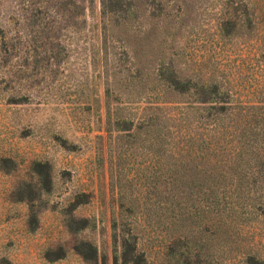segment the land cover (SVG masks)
I'll return each mask as SVG.
<instances>
[{
  "label": "rangeland",
  "instance_id": "374dc122",
  "mask_svg": "<svg viewBox=\"0 0 264 264\" xmlns=\"http://www.w3.org/2000/svg\"><path fill=\"white\" fill-rule=\"evenodd\" d=\"M212 99L264 111V0H0V264H264V163L181 151Z\"/></svg>",
  "mask_w": 264,
  "mask_h": 264
},
{
  "label": "trees",
  "instance_id": "16d2710c",
  "mask_svg": "<svg viewBox=\"0 0 264 264\" xmlns=\"http://www.w3.org/2000/svg\"><path fill=\"white\" fill-rule=\"evenodd\" d=\"M168 88L177 91L180 85L178 80H173L171 82H165ZM217 89V87H216ZM211 99V98H210ZM209 98L197 100L196 103L204 104L210 103ZM214 105H223L230 104L229 108H224V106H220L214 113L211 112H198L193 114L191 117H188L186 114H182V130L179 132V136H181V151L183 153H188V157L190 161L194 162L197 160H209L211 162L219 163L218 160L222 158L225 154L224 151H221L219 148L220 141H223L225 138L229 136L226 134L227 130L236 131V135L234 139H230L228 143L232 144L234 141L236 143L231 146L233 151L231 154L235 156L236 168L244 170L250 167H242L241 164L247 163L248 166L251 164L257 165L260 163H264V111H246L240 110L234 107L242 106L241 104L228 99L227 101H215L213 100ZM233 107V108H230ZM214 110V108H211ZM257 110L258 108H251V110ZM189 121H193V125L189 126ZM195 128V130H193ZM201 131V133H199ZM206 133V134H204ZM215 136L214 143H209L207 140H211V138ZM222 137V140H218ZM230 137V136H229ZM217 143H216V142ZM217 144V145H216ZM219 157H221L219 159ZM259 167V166H258ZM221 169V168H220ZM220 177L219 175L208 174L204 177H199L193 171L189 174L187 181L183 182L184 187L197 188L196 192H190L189 195L195 193L199 195L201 193V187L204 185V181L208 182L213 187L220 185ZM215 191H209L210 198L209 200L211 207L214 209H218L220 205L219 196ZM205 193L203 194V196ZM217 215H220L216 210ZM191 217V215H188ZM181 219V222L186 219L185 214H181L179 217H175L173 220L174 224L178 223ZM137 244L133 245V250L136 251Z\"/></svg>",
  "mask_w": 264,
  "mask_h": 264
}]
</instances>
